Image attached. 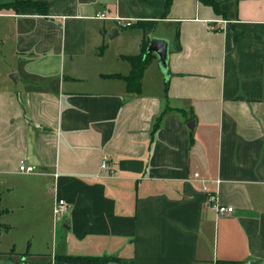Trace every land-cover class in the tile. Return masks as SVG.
I'll list each match as a JSON object with an SVG mask.
<instances>
[{"label": "crops", "instance_id": "crops-1", "mask_svg": "<svg viewBox=\"0 0 264 264\" xmlns=\"http://www.w3.org/2000/svg\"><path fill=\"white\" fill-rule=\"evenodd\" d=\"M30 1L0 9V219L22 209L30 233L56 236L53 264L264 259V0ZM154 36L166 73L154 53L129 92L123 56ZM210 191L234 211L217 214Z\"/></svg>", "mask_w": 264, "mask_h": 264}, {"label": "rangeland", "instance_id": "rangeland-1", "mask_svg": "<svg viewBox=\"0 0 264 264\" xmlns=\"http://www.w3.org/2000/svg\"><path fill=\"white\" fill-rule=\"evenodd\" d=\"M117 40L118 39H110L108 40V43H112V41L117 42ZM105 49H107V47ZM113 49L114 45L111 46L110 50ZM26 209L28 210L31 208L28 206L27 208H24V210ZM30 211L28 210L27 213L30 214ZM22 212L25 213L26 211L18 209L12 212L10 215L0 219V221H12L14 223L18 220L25 219L27 222V224L24 226L20 225V227L9 232L4 231L2 224H0V232L2 231L0 234V259H12L16 262L26 259L29 264L48 263L53 261V255L56 252L58 246V241L56 242V236L53 238L52 233H48L47 230H45L42 234L30 233V230L34 224H31L30 216H21ZM31 238L34 242L33 247L28 246V241ZM13 246L15 249L12 248ZM26 252H42L45 253V256L41 258H27V254H25Z\"/></svg>", "mask_w": 264, "mask_h": 264}, {"label": "trees", "instance_id": "trees-1", "mask_svg": "<svg viewBox=\"0 0 264 264\" xmlns=\"http://www.w3.org/2000/svg\"><path fill=\"white\" fill-rule=\"evenodd\" d=\"M170 2L171 0H167V7H169ZM30 5L37 6L39 5V2L30 1V0H26V1L17 0L15 2L6 3L0 1V9L18 8V7L30 6ZM42 10L46 11V6L43 7ZM144 30L146 33H149L151 31V29H144ZM149 41L150 40L148 38L144 39L142 50L139 54L123 56V58L128 60L131 64L130 73L128 75L123 76V78L126 81L127 89L129 92L139 93L141 91L142 78L144 76L147 67L149 66V64L151 63L152 59L155 56L154 53L147 52ZM160 118L161 117L158 118V122ZM119 260H121V258L114 256H89V255H56L55 256V264H107L110 261H119ZM231 264H238V262H231Z\"/></svg>", "mask_w": 264, "mask_h": 264}, {"label": "built area", "instance_id": "built-area-1", "mask_svg": "<svg viewBox=\"0 0 264 264\" xmlns=\"http://www.w3.org/2000/svg\"><path fill=\"white\" fill-rule=\"evenodd\" d=\"M96 18L99 19H107V18H112L114 19L119 25L124 26V27H129L132 25V20L131 19H125L119 16L115 17H109L105 12H98L95 15ZM102 169L104 171H110L111 166H110V159L108 157H104L102 160ZM19 170L24 173H33L35 172V167L33 165L27 164L24 160L21 161V164L19 166ZM217 183L220 182L219 179L216 180ZM208 203L211 206V208L219 215L221 214H230L234 211L233 206L225 205L220 202L219 194L217 191H210L208 192ZM67 209V203L65 202L64 199H59L56 202L55 206V213L56 215H59L64 212V210Z\"/></svg>", "mask_w": 264, "mask_h": 264}, {"label": "water", "instance_id": "water-1", "mask_svg": "<svg viewBox=\"0 0 264 264\" xmlns=\"http://www.w3.org/2000/svg\"><path fill=\"white\" fill-rule=\"evenodd\" d=\"M147 52H152L158 55L160 65L166 73L168 59H169V41L166 38L154 36L150 39ZM0 264H29L25 259L21 261H14L12 259H0ZM39 264H53V262L39 263ZM253 264H264V259L255 260Z\"/></svg>", "mask_w": 264, "mask_h": 264}]
</instances>
